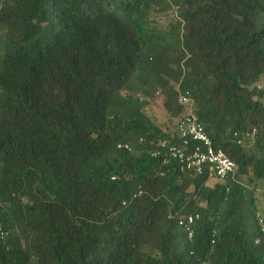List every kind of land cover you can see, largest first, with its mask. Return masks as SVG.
Segmentation results:
<instances>
[{
	"label": "trees",
	"instance_id": "obj_1",
	"mask_svg": "<svg viewBox=\"0 0 264 264\" xmlns=\"http://www.w3.org/2000/svg\"><path fill=\"white\" fill-rule=\"evenodd\" d=\"M0 38V264H264V0H0ZM188 112L211 186L161 148Z\"/></svg>",
	"mask_w": 264,
	"mask_h": 264
},
{
	"label": "built area",
	"instance_id": "obj_2",
	"mask_svg": "<svg viewBox=\"0 0 264 264\" xmlns=\"http://www.w3.org/2000/svg\"><path fill=\"white\" fill-rule=\"evenodd\" d=\"M170 1V0H168ZM179 104L188 105L186 95H179ZM253 134V132H252ZM251 134V135H252ZM178 143L174 145L161 144L169 157L178 162L182 172H193L197 175L207 173L210 178L222 181L233 174L235 163L221 150L213 148L202 123L196 115L188 112L183 116L177 126ZM121 146L119 145L118 148ZM128 149V146H124ZM198 216H186L180 218L178 226L187 233L188 238L193 235L192 225ZM262 232H264L263 220L258 217ZM6 232L0 221V242L4 241Z\"/></svg>",
	"mask_w": 264,
	"mask_h": 264
},
{
	"label": "rangeland",
	"instance_id": "obj_3",
	"mask_svg": "<svg viewBox=\"0 0 264 264\" xmlns=\"http://www.w3.org/2000/svg\"><path fill=\"white\" fill-rule=\"evenodd\" d=\"M2 44H3V39L0 38V49L2 47ZM157 54V49L155 48H151L148 52V55L150 58L154 59L155 56ZM0 59H1V54H0ZM184 64H190V59H187ZM155 74H153V78L154 79H157L158 81H160L161 83H166L168 81H171V78L169 76V74L166 72V68L164 67L163 64H157L156 67H155ZM143 81H145L144 79H142ZM254 86H252L253 88ZM255 87L257 88H264V75L260 76V79L259 81L256 83ZM261 102L264 103V97L261 98ZM216 182V180L212 179L208 182V185L211 186L213 185V183ZM256 194L260 195V192H257ZM255 194V195H256ZM261 211H264V200H261L260 202V209Z\"/></svg>",
	"mask_w": 264,
	"mask_h": 264
}]
</instances>
